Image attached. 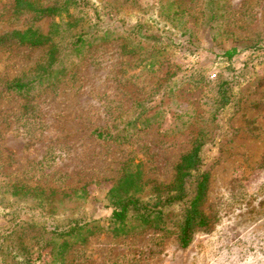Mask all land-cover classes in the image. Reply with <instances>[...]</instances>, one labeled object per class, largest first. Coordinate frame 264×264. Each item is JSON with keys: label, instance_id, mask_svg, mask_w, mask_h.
<instances>
[{"label": "rangeland", "instance_id": "374dc122", "mask_svg": "<svg viewBox=\"0 0 264 264\" xmlns=\"http://www.w3.org/2000/svg\"><path fill=\"white\" fill-rule=\"evenodd\" d=\"M120 2L126 16L149 24L162 6H181L173 43H145L134 55L118 43L87 47L65 62L68 70L77 65L76 76L57 89L36 86L29 108L5 85L35 68L45 51L0 50V175L55 191L58 218L81 213L91 223L87 244L68 255L72 264H264V48L250 49L264 47V0ZM184 34L202 49L185 50ZM212 45L241 52L229 61ZM224 83L231 103L218 110ZM100 127L124 139L98 140L92 133ZM201 132L209 183L200 210L208 225L190 246L183 249L175 234L179 207L167 215L166 230L129 225L115 232L108 192L126 163H142L145 181L170 184ZM81 189L79 197L63 195ZM30 243L33 260L46 264L49 257Z\"/></svg>", "mask_w": 264, "mask_h": 264}, {"label": "trees", "instance_id": "16d2710c", "mask_svg": "<svg viewBox=\"0 0 264 264\" xmlns=\"http://www.w3.org/2000/svg\"><path fill=\"white\" fill-rule=\"evenodd\" d=\"M121 0H10L0 8V50L19 48L42 49L45 55L35 68L5 85L8 94L21 96L26 108L32 107L33 92L37 87L57 89L68 76H76V66L68 70L66 60L81 55L88 47L118 43L124 54H137L145 43H173L171 35L185 12L173 5L162 6L154 24L138 20L134 14L126 16ZM215 17L212 16L211 22ZM49 25L45 28V23ZM185 50L195 53L202 48L192 37L184 34ZM181 45V44H180ZM253 46L250 49H263ZM210 51L231 61L241 52L233 48ZM76 64L72 62V65ZM71 73V74H69ZM222 84L217 93L218 110L231 103L229 90ZM29 114V111L26 112ZM98 140L121 142L119 133L109 128H97L92 133ZM203 132L191 144L175 167L170 184L144 180L142 163L128 161L122 176L108 192L111 210L110 226L115 232L129 225L166 230L167 215L175 208H183L181 220L176 224L183 249L190 246L195 232L208 225V218L200 208L205 200L209 174L204 170L205 142ZM151 185L150 195L142 193ZM84 195L85 189L64 192V197ZM55 191L13 182L6 173L0 175V264H37L33 260L35 241L37 251L49 260L46 264H72L68 255L77 244L85 245L92 235L90 222L80 216L58 218L53 202Z\"/></svg>", "mask_w": 264, "mask_h": 264}]
</instances>
